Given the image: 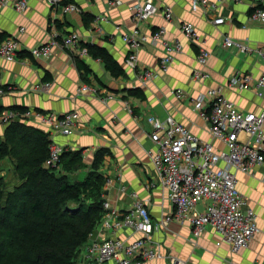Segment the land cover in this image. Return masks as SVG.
Masks as SVG:
<instances>
[{"label":"crops","instance_id":"1","mask_svg":"<svg viewBox=\"0 0 264 264\" xmlns=\"http://www.w3.org/2000/svg\"><path fill=\"white\" fill-rule=\"evenodd\" d=\"M28 1V9L23 13L0 5L1 42L17 37L25 48H32L49 41L56 33L61 36L77 33L80 42L107 48L122 65L125 75L114 77L100 58L90 54L80 56L77 47L71 50L56 47L50 58L21 54L16 60L8 61L0 57V88L15 87L0 93V111L33 108L59 116L71 111L79 113L78 123L70 135L41 127L48 132L49 140L64 146L66 151L81 153L82 167L73 171L61 164L57 171L73 180H83L97 163L106 178L105 199L120 212L132 205L130 192L138 194L152 216L153 229L149 237L160 254L145 264H264V167L257 166L250 173L236 171L238 188L255 209L260 227L249 247L233 252L228 243H218L220 235L210 226L201 237H195L188 220L174 221L164 227L161 221L174 206L168 199V191L159 183L149 153L154 143L147 120L151 114L161 119L173 116L201 139L214 142L219 149L225 148L222 141L211 136L210 124L195 108L192 98L208 87L219 86L240 110L259 113L263 109L264 99L257 94L254 85L231 88L228 81L237 72L250 73L255 79L264 73V55L259 53V50L264 52V20L250 18L252 10H264V0H213L216 7L208 10L197 0H154L161 7L170 5L174 19L168 21L159 13L139 23L129 8L130 0H120L114 7L110 6L111 0H65L66 4L81 8L80 12L72 13H64L62 6L53 8L48 0ZM84 14L89 17L87 23ZM100 15L108 19H97ZM90 16L94 19L90 20ZM217 16L225 17V22L215 24L213 19ZM184 22L196 27L201 44L210 52L206 68L211 76L203 81L192 78L194 69L199 67V44L182 32ZM162 26L166 29V38L182 42L183 51L176 55L169 69L163 71L161 61L166 55L165 48L152 40L145 43L139 51L140 64L152 69L155 76L148 83H142L137 72L126 65L128 46L122 34L139 28L151 37ZM22 27L26 29L23 32ZM226 35L248 44L252 51L225 47ZM78 60L87 65L88 71L78 66ZM45 81L51 82L49 89H34L36 84ZM83 85L89 89L82 90ZM137 87L144 91L145 98L129 94V89ZM179 88L186 93L182 99L175 94ZM109 95L112 98H108ZM12 123H0V138H5ZM19 123L36 125L34 121L20 120ZM3 161L14 164L10 156L0 162ZM122 185L127 189L122 190ZM197 208L202 210L204 203L200 201ZM102 220L93 234L96 239L117 236L131 243L144 237L143 232L130 227L113 231L104 227Z\"/></svg>","mask_w":264,"mask_h":264},{"label":"built area","instance_id":"2","mask_svg":"<svg viewBox=\"0 0 264 264\" xmlns=\"http://www.w3.org/2000/svg\"><path fill=\"white\" fill-rule=\"evenodd\" d=\"M206 10L215 8L213 0H197ZM219 1V0H218ZM53 8L62 6L64 13L80 12L81 8L73 3L62 5L63 0H48ZM120 0H111L110 6H116ZM130 10L134 19L147 22L152 17L163 14L166 20L174 19V12L170 5L155 4L154 0H130ZM1 6H9L18 13L28 9V0H0ZM250 18L264 20V10L255 9ZM107 20L106 15L97 17ZM225 17L217 16L215 24L225 22ZM117 29L120 30V27ZM24 27L21 31H25ZM182 32L195 44H199L197 56L199 67L194 69L192 78L195 81L208 79L211 74L207 70L210 52L201 44L200 34L190 22L182 24ZM61 38V39H59ZM128 46L126 65L137 72L142 83H148L155 76V72L142 67L139 60V51L145 43L152 40L161 43L166 55L162 58L161 68L169 69L177 54L183 51L180 40L166 38V29L162 26L152 36L142 33L139 28L122 34ZM224 46L237 47L242 51L250 52L252 48L230 36H225ZM58 47L71 50L77 47L80 56L88 55L87 48L80 46L79 35L71 33L60 36L58 33L38 46L25 48L17 37H10L0 44V57L14 61L21 54L32 57L50 58L54 49ZM259 53L264 55L263 50ZM2 69L0 67V73ZM254 85L257 94L264 99V73L255 79L250 73L237 72L228 81L231 88L244 89ZM51 87V82L45 81L34 86L37 91H45ZM9 85L0 88V93L12 90ZM89 86L83 85L82 90ZM176 97L186 96L183 89L175 90ZM108 98H112L109 95ZM106 100V99H105ZM195 108L210 124V134L213 139L222 141L225 148L219 149L214 142L201 139L187 126L178 122L173 116L161 119L151 114L147 117L152 127L151 139L154 149L150 156L154 164L159 183L168 191V199L174 206L161 224L167 227L172 222L183 223L190 221L193 235L201 237L208 226L215 229L220 235L218 243H228L233 252L250 246L254 236L260 231L255 209L250 206L248 199L238 188L236 171L252 172L255 167H264V107L259 112H244L228 99L222 87H208L204 92L192 98ZM34 121L40 126L49 127L53 132L70 135L73 133L79 113L71 111L63 115L53 112H44L39 109L26 108L6 109L0 113V123L9 124L15 121ZM48 167L57 168L60 165L61 155L65 147L52 140ZM108 184H110L108 182ZM126 190L125 185L121 186ZM133 203L125 212H120L105 199L103 203L104 216L102 224L113 231L123 227H130L144 233V237L128 243L117 236L96 239L91 235L89 242L84 246L79 264H145L146 261L159 257V252L151 245L150 233L153 229V220L144 201L134 191L130 192ZM202 201L204 208L198 210V203Z\"/></svg>","mask_w":264,"mask_h":264},{"label":"trees","instance_id":"3","mask_svg":"<svg viewBox=\"0 0 264 264\" xmlns=\"http://www.w3.org/2000/svg\"><path fill=\"white\" fill-rule=\"evenodd\" d=\"M88 18L84 14L86 23ZM80 46L100 58L114 77L125 75L107 48L82 41ZM78 66L88 71L81 60ZM129 94L145 98L138 87L129 89ZM12 124L5 138H0V161L7 156L14 160L20 184L7 190L0 174V264H79L82 249L104 215L106 178L97 163L83 180H72L57 168H46L43 163L51 142L48 134L19 121ZM61 164L73 171L82 167L81 153L65 149Z\"/></svg>","mask_w":264,"mask_h":264},{"label":"rangeland","instance_id":"4","mask_svg":"<svg viewBox=\"0 0 264 264\" xmlns=\"http://www.w3.org/2000/svg\"><path fill=\"white\" fill-rule=\"evenodd\" d=\"M29 2V1H28ZM12 109H17V108H12ZM4 110H6V109H4ZM4 110H2V111H4ZM1 112V111H0ZM36 125H35V127L36 128H38V129H41V127H43V126H40L39 124H37V123H35ZM42 130V129H41ZM44 131V130H43ZM45 132V131H44ZM47 134H48V132H46ZM51 142H52V140H51ZM51 142L49 143V147H50V144H51ZM49 154H50V150H49ZM49 154H48V156L47 157H49ZM47 160H48V158H46L45 159V161H44V166L46 167V168H51V166L50 167H48V165H47ZM60 167V165L57 167V170H58V168ZM53 168V167H52ZM2 170H6V173H2ZM15 170V165L14 164H12V165H9L8 163H7V161L5 162V161H3V162H0V174H2L3 176H4V178H5V180H6V183H7V190H11V188H12V186L14 187V185L15 184H20V179H18V175H17V173L14 171ZM70 178V177H69ZM71 179L73 180L74 178L73 177H71ZM83 251H84V249H82Z\"/></svg>","mask_w":264,"mask_h":264},{"label":"bare ground","instance_id":"5","mask_svg":"<svg viewBox=\"0 0 264 264\" xmlns=\"http://www.w3.org/2000/svg\"><path fill=\"white\" fill-rule=\"evenodd\" d=\"M96 88V87H95Z\"/></svg>","mask_w":264,"mask_h":264}]
</instances>
